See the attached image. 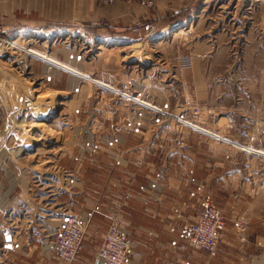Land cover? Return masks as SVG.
Masks as SVG:
<instances>
[{
  "label": "rangeland",
  "instance_id": "374dc122",
  "mask_svg": "<svg viewBox=\"0 0 264 264\" xmlns=\"http://www.w3.org/2000/svg\"><path fill=\"white\" fill-rule=\"evenodd\" d=\"M193 6L177 24L165 29L155 25L156 32L148 38L142 29L146 24L138 22L132 27L137 36L120 41L109 20L98 18L94 25L48 30L40 36L20 29L11 35L0 34V42L16 41L20 33L38 37L28 48L68 62L122 92L140 94L164 108L167 119L174 121L173 129L179 124L211 136L183 122L188 120L221 135L222 139L215 140L245 154L243 172L249 188L257 197L264 196V158L243 150L264 151V0H195ZM138 28L144 30L141 36ZM52 48L58 56L49 53ZM6 51L0 50V232L4 237L27 233L36 240L45 236L50 242L64 216L76 215L70 211L79 207L76 194L81 186L72 190L71 172L60 161L72 146L80 148L88 141L92 145V133L103 126L87 114L88 99L95 97L96 88L93 82L38 59L29 60L20 51ZM34 64L42 69L37 71ZM44 66L46 74L49 67L62 73L61 79L54 80L57 84L42 81L48 76L41 74ZM36 95H46L44 104L33 105ZM53 99L64 104L45 106ZM28 102L33 106L28 107ZM34 110L39 113L33 115ZM21 119L27 120L25 126L18 125ZM157 122L165 125L167 120ZM40 123L49 133L46 138L39 131ZM26 138L35 146L19 154ZM238 221L243 224L244 232L238 228L237 232L244 242L247 224L243 218ZM92 251L83 248L80 256H90Z\"/></svg>",
  "mask_w": 264,
  "mask_h": 264
},
{
  "label": "crops",
  "instance_id": "0c3cea01",
  "mask_svg": "<svg viewBox=\"0 0 264 264\" xmlns=\"http://www.w3.org/2000/svg\"><path fill=\"white\" fill-rule=\"evenodd\" d=\"M194 1L156 0L154 8L145 10L117 2L102 10L94 0H0V34L24 29L37 36L48 30L94 25L98 18H105L120 41L132 40L137 36L133 25L151 23L165 29L190 12ZM49 53L59 54L54 48ZM34 68L42 69L37 64ZM43 72L48 76L42 81L49 84L62 78V73L50 67L48 74L45 66ZM88 101L89 119H98L103 126L97 125L92 133V145L88 141L80 148L72 146L60 161L61 167L71 172L72 190L81 186L76 194L77 213L70 212L91 218L84 248L94 251L90 256L79 255L73 264H92L111 218L116 219L133 250L141 254L128 258L126 264H264V196L257 197L249 188L243 172L245 154L179 124L173 129L171 118H159L167 120L165 125L158 123L152 114L120 100H99L95 92ZM207 194L212 195L226 223L219 253L213 259L172 232L183 220L198 217ZM237 218L247 224L244 242L235 227ZM0 234V264H64L55 257L52 240L48 242L45 236L36 240L30 234L17 233L8 235V243L7 235Z\"/></svg>",
  "mask_w": 264,
  "mask_h": 264
},
{
  "label": "built area",
  "instance_id": "2783aa9c",
  "mask_svg": "<svg viewBox=\"0 0 264 264\" xmlns=\"http://www.w3.org/2000/svg\"><path fill=\"white\" fill-rule=\"evenodd\" d=\"M98 5H111L117 2L125 4H137L141 8L151 9L154 6L155 0H94ZM145 30L144 38L152 36L151 34L156 32V26L153 24H146L143 26ZM136 32L141 36L140 29H136ZM13 42V38H8L0 42V50L5 49L7 51L18 50L19 46L15 48L14 44L8 45ZM14 45V46H12ZM98 81V80H97ZM96 88V97L99 100L109 99L112 97H118L120 101L138 108L141 112L149 113L155 116V119L168 118L169 114L163 110L164 108L148 101L147 98L139 95H132L127 92H122L116 86L110 84H94ZM112 96V97H111ZM140 99L142 101H140ZM28 107L29 102L27 103ZM160 110H159V108ZM66 222L61 225L54 237L53 252L57 258L67 264L73 263L79 252L83 247V239L86 231L85 225L75 219L67 218ZM226 226L225 219L221 215L220 211L213 204L211 198L206 196L201 204L200 216L195 224L185 223L181 229V237L189 239L197 245L203 247L211 256H215L218 248V238L221 231ZM235 227L239 231L244 232L243 224L236 222ZM141 255L136 252L131 254L130 245L126 240L124 234L120 232L115 224H113L105 237V241L97 256L94 259V264H126L128 257H140Z\"/></svg>",
  "mask_w": 264,
  "mask_h": 264
},
{
  "label": "bare ground",
  "instance_id": "6f19581e",
  "mask_svg": "<svg viewBox=\"0 0 264 264\" xmlns=\"http://www.w3.org/2000/svg\"><path fill=\"white\" fill-rule=\"evenodd\" d=\"M96 3V2H95ZM97 4V3H96ZM98 5V4H97ZM111 5H113V4H111ZM155 5H156V0H155V3H154V6H153V8L155 7ZM100 6H103V5H100ZM104 6H108V5H104ZM142 29H143V27H142ZM142 29H140V32H141V30ZM180 32H182V31H180ZM18 37L17 38H19L18 40H16V41H13V42H10L9 41V44L7 43V47L6 48H9L8 47V45H10V44H14L15 45V48H17V46H19V48H18V50H21V51H23V54L28 58V59H38V60H40V61H42V62H44V63H46V64H48V65H50V66H52V67H56V68H58L59 70H61V71H64V72H67V73H69V74H72V76H74V77H76V78H80V79H82V80H86V81H90V82H93L94 84H106L105 82H101V81H97L96 79H93V78H91L87 73H84V72H82V71H80V70H78L77 68H75V67H73L70 63H68V62H64V61H59V60H57V59H55V58H53V57H51L50 55H48V54H46L45 52H40V51H38V50H35L34 48H28V46H30L31 44H33L34 42H36V40L35 39H32V38H30V37H26V34H24V33H20L19 35H17ZM175 36H180V34H177V35H175ZM26 38V39H25ZM27 39H29L28 40V42H26L27 41ZM15 40V39H14ZM25 43L26 44V47H24V44L23 43ZM14 45H12V46H14ZM7 52V51H6ZM8 53V52H7ZM10 54V53H9ZM8 54V55H9ZM22 61V60H21ZM17 62V61H16ZM23 63V62H22ZM18 64V63H17ZM19 65V64H18ZM21 66V65H20ZM11 80V79H10ZM35 81V80H34ZM22 84V83H21ZM108 85V84H107ZM30 92V91H29ZM34 92V91H33ZM36 92H37V90H36ZM21 96V95H20ZM27 96V95H26ZM29 97H30V95H29ZM28 98V97H27ZM34 99V102H35V104H33V105H36V104H38V103H42V104H44L43 102H44V100H45V98H46V95H36V96H34L33 97ZM30 99V98H29ZM55 99H53V100H51V101H49L48 102V104L47 105H45V106H61V105H63L64 103L63 102H60V101H56L55 100V102H53ZM140 101H142L141 99H140ZM20 104V103H19ZM23 104V103H22ZM25 105V104H24ZM30 106H31V104H29ZM32 105V106H33ZM28 106V105H27ZM31 106V107H32ZM26 107V106H25ZM24 107V108H25ZM43 108V107H42ZM41 108V109H42ZM159 108V107H158ZM23 109V108H22ZM21 109V110H22ZM24 110V109H23ZM28 110V109H27ZM43 110V109H42ZM46 110H47V107H46ZM159 110H160V108H159ZM43 112H44V110H43ZM39 113V112H38ZM37 113V111L36 110H34L33 111V115H36V114H38ZM23 114V113H22ZM22 114H20V116L22 115ZM25 114V116L26 115H28V113H24ZM47 114V113H46ZM17 116L18 115H16V117H15V119L17 118ZM43 117V116H42ZM26 122H27V120L26 119H21L20 121H18V125L20 126V127H22V126H25L26 125ZM183 122L187 125H190L192 128H194V129H196V130H198V131H201V132H203V133H206V134H209V135H211V136H213V137H215V138H221L222 139V136L221 135H218V134H216V133H213V132H211V131H209V130H207V129H205V128H202V127H200V126H197V125H195V124H193V123H191L190 121H188V120H183ZM39 131L41 132V134L43 135V137L44 138H46L47 137V135H49V133L47 132V129H46V127L44 126V123H40V128H39ZM52 133V132H51ZM51 136V135H50ZM49 136V137H50ZM34 139V138H33ZM36 139V138H35ZM37 140V139H36ZM36 142V141H35ZM35 143H34V141H32V140H30L29 138H26L25 139V143H24V148H20L17 152L20 154V153H23V151H24V149H26V148H28L29 149V147L32 145H34ZM20 146H22V144L20 145ZM35 146V145H34ZM48 147V146H47ZM32 148V147H31ZM243 150H248V152L249 153H251V154H254V155H257V156H259V157H262V158H264V151H262V150H259V149H248L247 147H243ZM206 196H209L210 198H211V200H212V202H213V204L216 206V208L220 211V213H221V215L223 216V213H222V211L219 209V207L215 204V202H214V200H213V198H212V196L211 195H209V194H207V195H205L203 198H202V201H203V199L206 197ZM202 201H201V204H202ZM201 204H200V210H199V213H198V217L195 219V220H190V219H185V220H183L180 224H179V226L178 227H176V228H174L173 230H172V232H177L178 233V236H179V238L181 239V240H185V241H187V242H190V243H192V244H194V245H196V246H198V247H200L203 251H205L207 254H208V256L210 257V258H215V257H217V255H218V253H219V242H220V238H221V234H222V232H223V230L221 231V233L219 234V238H218V248H217V252H216V255L215 256H211L203 247H201V246H199V245H197L196 243H194V242H192L191 240H189V239H184V238H182L181 237V229H182V226L185 224V223H188V224H195L196 222H197V220H198V218H199V216H200V211H201ZM75 218V219H77V220H79V221H81L84 225H85V227H86V231H85V234H84V239H83V247H82V250L79 252V254H78V256H77V258H76V260L74 261V262H76L77 260H78V257H79V255L81 254V252L83 251V248H84V241H85V239H86V235H87V232H88V227H89V224H90V221H91V218H83V217H80V216H77V215H65L64 216V218L61 220V222H60V224L57 226V228L55 229V232L53 233V237H52V242H51V247H52V251H53V243H54V237H55V235H56V233H57V231L59 230V228L61 227V225L63 226V224L66 222L65 220L67 219V218ZM223 218H224V216H223ZM55 219V218H54ZM56 220V219H55ZM53 221V220H52ZM113 224H115L116 226H117V228L120 230V232H122L123 234H124V236H125V238H126V234L120 229V227H119V225H118V223H117V221H116V219L115 218H111V223H110V225H109V227H108V229H107V231H106V233L104 234V237H103V241H102V244H101V246L99 247V249H98V252H99V250L101 249V247L103 246V244H104V241H105V237H106V235H107V233H108V230H109V228L113 225ZM225 228V227H224ZM126 240L128 241V243H129V245H130V251H131V254H135L137 251H134L133 250V247H132V244L129 242V240L126 238ZM6 241L8 242V243H10L11 242V237L10 236H7V238H6ZM12 244V243H11ZM10 244H6V246H9ZM98 252H97V254H98ZM54 253V252H53ZM97 254H96V256H97ZM140 254V253H139ZM55 255V254H54ZM141 255V254H140ZM95 256V257H96ZM55 257H56V255H55ZM95 257H94V259H95ZM129 258V257H128ZM59 259V258H58ZM94 259H93V262H92V264H94ZM60 260V259H59ZM61 261V260H60ZM62 263H64L63 261H61ZM73 262V263H74ZM127 262H128V260H127ZM126 262V263H127ZM73 263H71V264H73ZM64 264H67V263H64ZM152 264H159L158 262H154V263H152ZM184 264H190L189 262H185Z\"/></svg>",
  "mask_w": 264,
  "mask_h": 264
}]
</instances>
